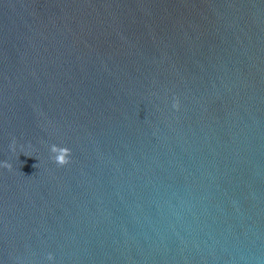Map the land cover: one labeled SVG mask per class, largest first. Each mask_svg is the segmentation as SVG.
<instances>
[{
	"label": "water",
	"instance_id": "water-1",
	"mask_svg": "<svg viewBox=\"0 0 264 264\" xmlns=\"http://www.w3.org/2000/svg\"><path fill=\"white\" fill-rule=\"evenodd\" d=\"M48 252L264 264V0H0V264Z\"/></svg>",
	"mask_w": 264,
	"mask_h": 264
},
{
	"label": "clouds",
	"instance_id": "clouds-1",
	"mask_svg": "<svg viewBox=\"0 0 264 264\" xmlns=\"http://www.w3.org/2000/svg\"><path fill=\"white\" fill-rule=\"evenodd\" d=\"M175 107V105H173ZM15 145V140H13L11 147ZM50 152L53 154V158L58 164H65L70 160L69 150L58 146L56 144L51 145ZM44 264H56V255L54 252H48L45 257Z\"/></svg>",
	"mask_w": 264,
	"mask_h": 264
}]
</instances>
